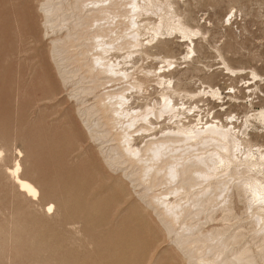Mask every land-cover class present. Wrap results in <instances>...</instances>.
I'll return each instance as SVG.
<instances>
[{
  "label": "rangeland",
  "instance_id": "obj_1",
  "mask_svg": "<svg viewBox=\"0 0 264 264\" xmlns=\"http://www.w3.org/2000/svg\"><path fill=\"white\" fill-rule=\"evenodd\" d=\"M42 1L0 0V264H189L84 128L76 109L94 96L77 94L78 84L64 86L56 73L50 40L64 28L45 30ZM137 1L141 45L117 52L128 76L106 88L123 85L150 104L167 90L179 111L164 112L153 124L157 130L211 117L234 120L227 126L251 143L238 155L249 149L257 159L264 148V122L258 119L264 110V0ZM168 9L176 16H167ZM176 18L199 32L186 39L174 29ZM160 21L157 34L152 29ZM17 162L18 175L39 195L20 190L12 173ZM258 171L264 180V161ZM248 212L237 201L234 226L247 229ZM219 223L216 216L206 225Z\"/></svg>",
  "mask_w": 264,
  "mask_h": 264
},
{
  "label": "bare ground",
  "instance_id": "obj_2",
  "mask_svg": "<svg viewBox=\"0 0 264 264\" xmlns=\"http://www.w3.org/2000/svg\"><path fill=\"white\" fill-rule=\"evenodd\" d=\"M153 1L148 0L147 5ZM166 5L171 7L170 3ZM139 7L137 0H43L40 10L45 30L64 28L50 40L49 53L56 73L64 86L78 84L77 94L93 93L92 101L81 102L76 109L84 128L106 164L122 172L189 264H264V180L257 175L264 148L258 149L255 160L249 149L240 157L238 152L251 143L227 126L234 120L223 123L211 117L200 125L181 123L175 130H157L153 124L164 112L175 116L179 111L167 90L160 94V101L150 104L123 85L106 88L108 82L128 76L123 58L116 60L117 52L126 45H141L134 19ZM168 10L167 16H176ZM179 18L173 26L186 39L199 32ZM161 23L153 27L155 33ZM165 26L169 29L172 25L167 21ZM120 27L129 32L120 33ZM165 62L174 60L166 58ZM141 83L136 81L134 87L139 88ZM258 119L264 122V110ZM107 141L110 143L104 144ZM20 169L17 162L12 171L20 190L39 195L31 181L18 175ZM241 173L245 174L238 176ZM235 176L238 181H231ZM237 201L243 202L245 215L250 210L247 229L231 222L237 217ZM216 216L218 225H206ZM247 230L249 240L244 239Z\"/></svg>",
  "mask_w": 264,
  "mask_h": 264
}]
</instances>
